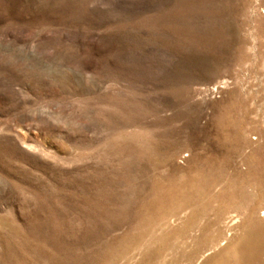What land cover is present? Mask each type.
<instances>
[{
	"label": "rangeland",
	"instance_id": "rangeland-1",
	"mask_svg": "<svg viewBox=\"0 0 264 264\" xmlns=\"http://www.w3.org/2000/svg\"><path fill=\"white\" fill-rule=\"evenodd\" d=\"M0 264H264V0H0Z\"/></svg>",
	"mask_w": 264,
	"mask_h": 264
}]
</instances>
